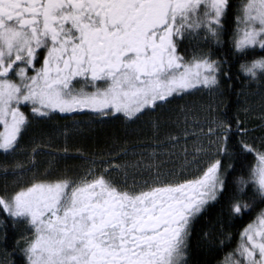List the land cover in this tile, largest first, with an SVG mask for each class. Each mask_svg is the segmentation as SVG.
I'll return each instance as SVG.
<instances>
[{
  "label": "snow or ice",
  "instance_id": "1",
  "mask_svg": "<svg viewBox=\"0 0 264 264\" xmlns=\"http://www.w3.org/2000/svg\"><path fill=\"white\" fill-rule=\"evenodd\" d=\"M232 13L231 0H0V228L5 243L9 224L30 233L16 241L22 264H188L193 227L210 207L227 197L229 214L242 216L264 205V137L259 145L246 139L243 122L221 114L223 101L206 106L203 124L183 110V123L191 116L198 130L185 129L184 139L197 143L191 160L184 146L179 170L111 157L91 160L79 175L51 162L40 170L45 145L32 138L35 122L56 113L89 110L135 123L183 95L223 96L226 60L199 45L223 44ZM234 20L232 54L264 50V0H242ZM184 42L193 43L189 57ZM240 68L264 88V56ZM179 140L169 137L173 147ZM158 155L153 150L152 161ZM237 155L253 163L228 196L224 161ZM129 168L141 179L129 182ZM222 236L221 244L232 240ZM222 264H264V207Z\"/></svg>",
  "mask_w": 264,
  "mask_h": 264
},
{
  "label": "trees",
  "instance_id": "2",
  "mask_svg": "<svg viewBox=\"0 0 264 264\" xmlns=\"http://www.w3.org/2000/svg\"><path fill=\"white\" fill-rule=\"evenodd\" d=\"M233 13L229 17L227 34L224 43L216 45L213 42L201 41L199 48L214 54L213 58L226 60L224 69L231 79L223 80V96L212 97L207 91L193 92L189 95L177 97L171 105L143 115L139 121L133 123L123 118L116 119L100 117L86 111L84 113H56L50 120L37 121L34 124L32 138L45 145L44 150L36 157L40 170L48 168L52 163L54 170L61 172L68 170L72 175H79L89 167L91 160H107L110 157L120 159L123 149L127 152L134 149H142L153 143L165 141V136L175 134L181 129L183 120L178 112L182 107L192 108L196 104L205 108L209 103L223 101L220 104L221 114H225L229 122L238 118L249 131L246 138H253L259 145V138L264 137V88L255 81L249 80L242 72L240 65L247 60L258 59L264 56V50L259 48L252 50L250 55L240 59L232 54V37L236 28L234 16L236 9L242 3L232 0ZM194 50L193 43L185 42L181 51L186 57L191 56ZM247 109V111H245ZM27 113L30 110L25 108ZM120 115V114H117ZM155 125V127H154ZM183 127V126H182ZM235 130V125L233 123ZM67 131V138L61 133ZM240 137L237 135L234 142ZM142 146V147H141ZM64 147L68 148V154H63ZM156 149V148H155ZM60 155H57V152ZM3 157L0 156V160ZM21 161L26 159L21 155ZM224 163L230 164L226 177L229 193L235 192V180L246 174L248 166L253 163V157L248 155L241 158L239 155ZM11 179V178H9ZM3 187V179L0 178V188ZM248 200V197H244ZM227 197L214 204L195 223L188 241V264H222L225 255L231 251L238 239V234L243 227L256 216L264 205H254L253 211H247L242 216H231L228 210ZM5 219V214L0 212V220ZM4 229L0 228V262L2 264H22V253L16 246L20 234L29 233L23 226L6 229L7 242L3 241ZM222 233H230L232 240L221 244ZM207 234V235H206Z\"/></svg>",
  "mask_w": 264,
  "mask_h": 264
},
{
  "label": "rangeland",
  "instance_id": "3",
  "mask_svg": "<svg viewBox=\"0 0 264 264\" xmlns=\"http://www.w3.org/2000/svg\"><path fill=\"white\" fill-rule=\"evenodd\" d=\"M183 110H188L189 112L197 115L201 119V123L203 124L204 122L203 117L205 115V112L202 111V107L200 105L196 104L192 108L182 107L178 112L182 120H183ZM182 126L180 130L174 132L175 133L174 135L171 134L170 136L169 135L165 136L164 137L165 141L159 144L153 143L150 146H143L142 149L138 148V149L130 150L128 151L127 156H124L120 159H113V163H117V164H124L126 162L132 163L137 160L143 159L144 162L160 163L162 170H168V169L179 170L182 166L185 165V152L183 151L184 146L186 145L188 150L187 159L191 160L193 148L197 143L196 138L192 137L191 135L188 137L187 140L184 139L185 129L187 128L189 132L193 130H198L196 129V126L191 123V116L189 117V123L187 125L182 123ZM169 137H179L180 138L179 143L176 144L175 147H173L172 142L169 141ZM153 150L159 153L155 161H152V157H151V153ZM165 153H170L171 155H165ZM104 166L106 167L107 165ZM128 171H129V182H131L133 176H135L137 180L141 179V175H135L134 171L131 168H129ZM143 175L146 177L147 173H143ZM28 235H30V233Z\"/></svg>",
  "mask_w": 264,
  "mask_h": 264
},
{
  "label": "flooded vegetation",
  "instance_id": "4",
  "mask_svg": "<svg viewBox=\"0 0 264 264\" xmlns=\"http://www.w3.org/2000/svg\"><path fill=\"white\" fill-rule=\"evenodd\" d=\"M231 1H232V0H231ZM241 1H242V0H239V2H241ZM184 45H185V42L183 43V45H181V47H180V51H181V48H182ZM181 54L184 55V53H183L182 51H181ZM77 87H78V88L83 87L85 91H91V90H92L89 86L84 85L83 83L77 85ZM86 111L88 112L89 110H85V111H83V112H74V113H84V112H86ZM254 218H255V217H254ZM254 218H253V219H254ZM250 222H251V221H250ZM250 222H248V223H250ZM248 223H247V224H248ZM247 224H246V225H247ZM246 225H245V226H246ZM245 226H244V227H245ZM244 227H243V228H244ZM188 241H189V240H188Z\"/></svg>",
  "mask_w": 264,
  "mask_h": 264
}]
</instances>
